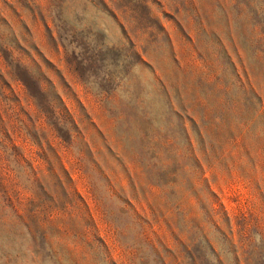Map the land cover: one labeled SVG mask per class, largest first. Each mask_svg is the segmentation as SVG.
Listing matches in <instances>:
<instances>
[{
    "label": "rangeland",
    "instance_id": "obj_1",
    "mask_svg": "<svg viewBox=\"0 0 264 264\" xmlns=\"http://www.w3.org/2000/svg\"><path fill=\"white\" fill-rule=\"evenodd\" d=\"M0 264H264V0H0Z\"/></svg>",
    "mask_w": 264,
    "mask_h": 264
},
{
    "label": "trees",
    "instance_id": "obj_2",
    "mask_svg": "<svg viewBox=\"0 0 264 264\" xmlns=\"http://www.w3.org/2000/svg\"><path fill=\"white\" fill-rule=\"evenodd\" d=\"M114 17H115V15L114 14H112ZM55 23H57L56 21H54Z\"/></svg>",
    "mask_w": 264,
    "mask_h": 264
}]
</instances>
